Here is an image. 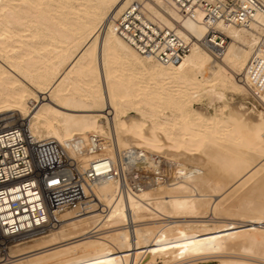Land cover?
Segmentation results:
<instances>
[{
  "label": "bare ground",
  "instance_id": "obj_1",
  "mask_svg": "<svg viewBox=\"0 0 264 264\" xmlns=\"http://www.w3.org/2000/svg\"><path fill=\"white\" fill-rule=\"evenodd\" d=\"M131 2L193 43L179 64L141 56L118 36ZM260 27L217 24L229 41L215 58L200 17L181 21L162 0H0V115L24 121L12 127L8 115L0 130L22 126L36 141L78 139L82 149L96 135L103 156L131 151L137 169L163 176L135 193L114 179L95 183L91 198L57 211L52 226L3 240L14 243L0 249V264H152L146 239L178 264H264V115L228 102L214 115L193 108L204 96L224 101L226 91L253 94L264 108L244 78ZM70 156L81 169L96 158Z\"/></svg>",
  "mask_w": 264,
  "mask_h": 264
},
{
  "label": "built area",
  "instance_id": "obj_2",
  "mask_svg": "<svg viewBox=\"0 0 264 264\" xmlns=\"http://www.w3.org/2000/svg\"><path fill=\"white\" fill-rule=\"evenodd\" d=\"M162 1L179 14L181 21H197L200 17L208 30L203 44L215 58L223 55L229 41L216 31L217 24L246 28L252 23L260 25L244 78L264 95V0ZM116 32L139 55L163 65L179 64L193 45L138 2L123 9L116 20ZM80 144L78 139L65 145L36 141L22 126L0 130V241L52 226L57 211L91 198L95 183L114 179L121 192L135 193L162 182L163 176L158 173L148 177L150 182L144 180L146 172L142 166L137 169L131 151L124 155V167L120 156L116 160L103 156L102 138L89 136L85 149ZM70 151L96 158L81 169ZM53 179L59 183L52 184Z\"/></svg>",
  "mask_w": 264,
  "mask_h": 264
},
{
  "label": "rangeland",
  "instance_id": "obj_3",
  "mask_svg": "<svg viewBox=\"0 0 264 264\" xmlns=\"http://www.w3.org/2000/svg\"><path fill=\"white\" fill-rule=\"evenodd\" d=\"M253 93H255L256 94V92H253ZM224 95H225V100L224 101H217L216 99L213 101V99L212 98H208L207 96H204V98L202 97V99L200 100V101H196L195 103H193V108L195 109V110H199V109H203V111L205 112H207L208 114H210V115H214V113H217V114H219V108L220 107H222L223 106V103H230V104H235V103H238V105L240 104V106H242L243 104L246 106V108H248L247 109V111L249 110V111H253L254 113H256V114H263L264 115V108L261 106V104H260V102L254 97V95L253 94H245V95H241L240 93H238V92H230V91H226V92H224ZM212 100V101H211ZM210 103V104H209ZM242 104V105H241ZM166 112V111H165ZM229 113V109L227 108V109H224V114L226 115V114H228ZM9 115V117H11L9 120H7V122H9L10 123V125L12 126V127H16V126H18V125H20V123H22V122H24V121H17L15 118H14V114L13 113H9V114H5V115H0V120L1 119H3V118H6L7 116ZM1 116H2V118H1ZM5 116V117H4ZM12 119V120H11ZM15 121H17V122H15ZM102 121L103 122H105V120L104 119H102ZM18 122H19V124H18ZM47 142H54V141H47ZM243 143V141L242 140H240L239 141V144H242ZM161 144H162V142H161ZM162 148H163V152H166V151H169V152H171V150L169 149V150H166V145H163L162 146ZM128 152H124V153H122L120 156H123V155H125V154H127ZM161 153H159V155H160ZM159 155H157L156 154V157L154 156V159H155V161H157L158 162V165L161 167V168H165L166 170H167V172L169 171V170H171L170 169V166H171V164L170 163H168V161H167V159H166V155L164 156L163 154H161L160 156ZM164 156V157H163ZM158 159H159V161H158ZM166 159V160H165ZM164 161V162H163ZM220 170V169H219ZM215 171V170H214ZM213 171V172H214ZM217 171V170H216ZM144 172H146V168L144 169ZM213 172H211V174H212V178H215L216 176H218L217 175V173H218V171L216 172V174H215V172L213 173ZM147 173V174H146ZM145 173V176L147 177V179H145L144 178V180H147V181H149V178L148 177H151L152 176V173H150V170H147V172ZM169 174V173H168ZM167 174V175H168ZM219 174V173H218ZM214 176V177H213ZM260 176V175H259ZM259 176L258 177H256L255 179H253L252 181H254V180H256L257 178H259ZM223 181V183H226L228 180H225V178L222 180ZM225 181V182H224ZM251 181V182H252ZM150 182V181H149ZM250 182V183H251ZM250 183H248V184H246L245 186H244V188H242V189H240V191H239V193H238V191L237 192H235V194H233V196H231L230 197V199H229V201L231 200V201H233V199H235V197H237L239 194H241L244 190H245V188H247V187H249V185H250ZM165 185V184H164ZM147 186H150V184L149 185H147ZM232 185H230V187H231ZM236 193H238L237 195H236ZM232 197H233V199H232ZM228 201V202H229ZM230 201V202H231ZM74 205H76V203L75 204H73V205H71V207L72 206H74ZM70 207V206H69ZM212 215V213L210 214V213H208V216H210V217H212L211 216ZM215 218V217H214ZM219 217H217L216 218V220L218 219ZM195 219H184V220H181L180 222H183V223H193V221H194ZM264 226V225H263ZM49 233V232H48ZM35 237H37V236H35ZM35 237H32V238H28V239H24V240H17V241H15L16 243H18V242H26V241H29V240H31V239H33V238H35ZM40 239V238H39ZM146 242H145V244H147V245H145V248L144 249H148V251H147V253L150 251L151 253V255H150V262L152 263V264H178L179 262H181V259H179L178 261H173L172 262V260L170 259V249L167 247V248H164V247H162L161 245H160V243L157 241L156 243H154L153 242V244H152V241L150 240H148V239H146L145 240ZM14 243V242H13ZM13 243H11V240H9V241H1L0 242V249L1 248H4V247H7V246H10V245H13ZM30 243L31 242H29V243H27L26 245L28 246V245H30ZM26 245H24V246H20V252L19 253H23V252H25V250H23L22 251V249L26 246ZM26 246V247H27ZM150 246V247H149ZM25 247V248H26ZM243 256V255H242ZM169 257V258H168ZM1 258H3V256H1ZM124 258V257H123ZM123 258L121 257H119V263L120 264H134V261H132V259H130V257L128 258V259H124L123 260ZM170 259V260H169ZM125 260H127V261H125ZM264 263V262H263ZM51 264V263H50ZM53 264V263H52ZM71 264H80V263H71Z\"/></svg>",
  "mask_w": 264,
  "mask_h": 264
},
{
  "label": "snow or ice",
  "instance_id": "obj_4",
  "mask_svg": "<svg viewBox=\"0 0 264 264\" xmlns=\"http://www.w3.org/2000/svg\"><path fill=\"white\" fill-rule=\"evenodd\" d=\"M51 183H52V184H57V183H59V181H58V180H55V179H53V180L51 181Z\"/></svg>",
  "mask_w": 264,
  "mask_h": 264
}]
</instances>
